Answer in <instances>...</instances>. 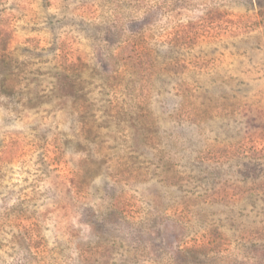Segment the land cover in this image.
Segmentation results:
<instances>
[{"label":"rangeland","instance_id":"obj_1","mask_svg":"<svg viewBox=\"0 0 264 264\" xmlns=\"http://www.w3.org/2000/svg\"><path fill=\"white\" fill-rule=\"evenodd\" d=\"M0 264H264V0H0Z\"/></svg>","mask_w":264,"mask_h":264}]
</instances>
